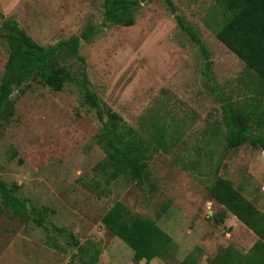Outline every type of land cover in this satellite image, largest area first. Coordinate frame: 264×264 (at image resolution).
I'll return each mask as SVG.
<instances>
[{"label":"rangeland","instance_id":"obj_1","mask_svg":"<svg viewBox=\"0 0 264 264\" xmlns=\"http://www.w3.org/2000/svg\"><path fill=\"white\" fill-rule=\"evenodd\" d=\"M103 1L0 0V81L9 54L6 19L44 47L97 26L75 53H58L57 65L70 74L61 90L33 75L10 95L0 120V179L48 230L0 203V264H131V249L100 222L116 201L172 238L170 257L156 264H177L189 253L207 264L227 246L247 253L256 235L207 190L225 179L264 214V150L249 141L227 149L221 111L223 100L254 110L250 127L264 136V87L216 39L223 12L213 0H172L198 45L163 0L141 3L129 27L102 24ZM83 76L102 107L133 129L143 133L154 121L165 128L171 151L151 157L141 183L127 175L106 183L98 172L102 126L81 102ZM78 246L85 254L71 257Z\"/></svg>","mask_w":264,"mask_h":264},{"label":"trees","instance_id":"obj_2","mask_svg":"<svg viewBox=\"0 0 264 264\" xmlns=\"http://www.w3.org/2000/svg\"><path fill=\"white\" fill-rule=\"evenodd\" d=\"M153 0H104L102 24H118L129 27L134 24L135 12L141 3ZM180 30L185 32L196 44H200L192 27L184 17L176 14L172 0H163ZM223 12L222 19L216 25V39L231 51L251 71L264 87V0H213ZM4 39L9 48L5 63L4 77L0 81V120L11 106L10 95L15 87L20 86L33 75L39 76L43 84L54 91L62 89L70 74L57 65L59 52L77 51L80 40H87L97 26H87L78 36L58 41L54 46L44 47L35 42L17 22L6 19L3 24ZM205 56V70H209L208 54L201 45ZM85 76L81 80L83 88L81 102L88 106L101 123L97 142L104 151V158L97 163L98 172L106 183L113 182L119 175H127L141 183L147 171L148 162L158 151L169 153L170 143L163 135L165 128L156 121L149 124L141 133L129 125L112 109L104 108L99 97L90 90ZM263 91L261 90V94ZM222 119L225 125V147L233 149L249 141L253 146L264 150V136L252 131L250 122L258 119L254 110H247L227 100L222 101ZM256 116V118H255ZM107 117V119H105ZM89 189L90 184L85 183ZM209 195L223 205L239 222L257 237L247 253H241L232 246H227L212 257L207 264H264V214L244 198L230 182L215 178L207 186ZM0 203L9 210L13 217L28 215L32 222L48 230L40 215L28 212L25 201L14 193L0 179ZM216 220V218H212ZM101 224L132 251L133 264H150L153 258L166 260L170 257L173 246L172 238L153 220L140 216L122 202L116 201L101 217ZM57 231H61L58 229ZM77 240L74 241V245ZM71 257H82V246L75 248ZM99 252L95 251V261ZM177 264H198L196 256L189 253Z\"/></svg>","mask_w":264,"mask_h":264},{"label":"crops","instance_id":"obj_3","mask_svg":"<svg viewBox=\"0 0 264 264\" xmlns=\"http://www.w3.org/2000/svg\"><path fill=\"white\" fill-rule=\"evenodd\" d=\"M115 263V262H113ZM104 264H107V262H104ZM116 264V263H115ZM131 264H133V262L131 261ZM139 264H144V260H141L139 262ZM150 264H156V258H153L151 261H150Z\"/></svg>","mask_w":264,"mask_h":264}]
</instances>
